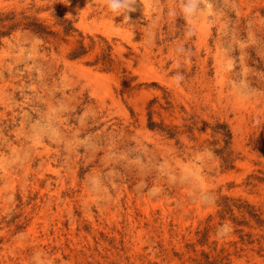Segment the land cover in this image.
Listing matches in <instances>:
<instances>
[{"label":"rangeland","instance_id":"1","mask_svg":"<svg viewBox=\"0 0 264 264\" xmlns=\"http://www.w3.org/2000/svg\"><path fill=\"white\" fill-rule=\"evenodd\" d=\"M6 16L0 264H264V0Z\"/></svg>","mask_w":264,"mask_h":264},{"label":"clouds","instance_id":"2","mask_svg":"<svg viewBox=\"0 0 264 264\" xmlns=\"http://www.w3.org/2000/svg\"><path fill=\"white\" fill-rule=\"evenodd\" d=\"M112 13H130L136 10L137 0H103ZM200 0H180L181 11L187 17L197 12ZM35 259V255H34Z\"/></svg>","mask_w":264,"mask_h":264},{"label":"trees","instance_id":"3","mask_svg":"<svg viewBox=\"0 0 264 264\" xmlns=\"http://www.w3.org/2000/svg\"><path fill=\"white\" fill-rule=\"evenodd\" d=\"M6 19H9L7 16L6 17H4V18H1L0 19V21L2 22V21H4V20H6ZM11 19V18H10ZM17 25H19L18 23H16V24H12V25H10L9 27H15V26H17ZM24 26L26 27V28H28V29H30L31 31H33V32H35V33H38L39 35H46V34H49V33H52V32H50L49 30H47V27L44 25V24H42V23H38V22H36L35 20H33V19H31L29 22H26V23H24ZM8 27V28H9ZM72 28V26H68V27H66L65 28V31L67 32L69 29H71ZM1 34H3V32H1L0 31V35ZM79 48H83V46H82V44L79 46ZM80 54V52H73L72 54H71V57H77L78 55ZM227 137L229 136V133L228 132H225L224 133Z\"/></svg>","mask_w":264,"mask_h":264}]
</instances>
